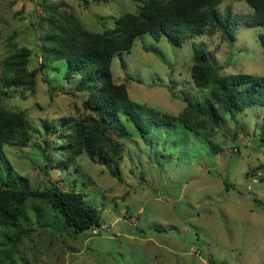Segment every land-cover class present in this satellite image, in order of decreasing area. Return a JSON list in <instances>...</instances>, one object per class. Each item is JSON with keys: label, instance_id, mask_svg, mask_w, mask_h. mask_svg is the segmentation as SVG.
<instances>
[{"label": "rangeland", "instance_id": "1", "mask_svg": "<svg viewBox=\"0 0 264 264\" xmlns=\"http://www.w3.org/2000/svg\"><path fill=\"white\" fill-rule=\"evenodd\" d=\"M143 2L0 0V76L5 60L23 48L31 52L26 66L37 73L33 89H13L0 103L25 112L39 129L29 146L4 148L25 179L18 183L84 192L101 211L100 226L75 233L63 228L49 204L29 200L23 225L31 231L14 249L0 234V264H264V107L253 105L237 120L224 113L221 127L199 115L193 119L199 134L177 120L142 136L125 121L120 178L88 153L59 149V133L44 127L89 112L83 105L87 93L76 89L77 80L64 78V62L45 65L46 34L71 18L89 31H103ZM228 7L233 41L214 27L182 44L145 33L131 51L113 58L115 81L126 83L133 100L178 116L187 107L185 97L202 100L206 93L192 77L194 44L205 43L222 74L263 76L264 27L246 25L253 12L246 0H221V12Z\"/></svg>", "mask_w": 264, "mask_h": 264}, {"label": "trees", "instance_id": "2", "mask_svg": "<svg viewBox=\"0 0 264 264\" xmlns=\"http://www.w3.org/2000/svg\"><path fill=\"white\" fill-rule=\"evenodd\" d=\"M246 2L253 8L246 17V25L264 27V0ZM220 3L221 0H144L137 12L119 15L114 25L103 31H89L77 18H71L66 26L46 34L43 38L45 65L50 61H63L65 80H77L76 89L87 93L83 105L88 114L65 117L53 125L46 122V129L53 127L47 133H59L62 140L59 149L72 156L88 153L120 178V138L129 133L125 121L131 122L142 136L154 125L173 126L177 120L199 134L193 120L199 115L208 116L212 124L221 127L224 113L237 120L239 113L253 105L264 107V75L222 74L221 66L211 59L213 53L203 42L193 45L192 77L197 87L206 93L202 100L185 97L187 107L178 116L133 100L126 83L116 82L113 77L111 65L115 55L131 51L136 38L145 33L157 40L166 36L182 44L185 37L204 35L214 27L222 30L228 41H233L232 11L228 7L222 13ZM259 40L264 48V32L259 34ZM30 54L29 49L23 48L5 60L0 76V103L13 89L35 87L37 73L26 66ZM238 129L244 128L239 125ZM38 131L25 112L0 106V234L12 249L31 231L23 225L29 200L49 204L63 228L75 233L101 224L100 209L86 201L84 192L59 186L33 189L18 183L25 179L14 170L4 148L6 145L27 147ZM207 139L215 149L214 143ZM45 144L48 147L46 139ZM45 159H51L46 152ZM45 165L47 167L48 162ZM11 256L5 254V258Z\"/></svg>", "mask_w": 264, "mask_h": 264}]
</instances>
